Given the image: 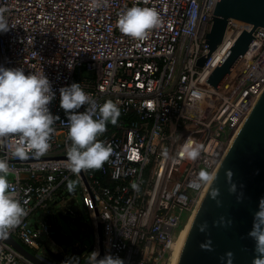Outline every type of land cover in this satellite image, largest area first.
<instances>
[{"label": "built area", "instance_id": "1", "mask_svg": "<svg viewBox=\"0 0 264 264\" xmlns=\"http://www.w3.org/2000/svg\"><path fill=\"white\" fill-rule=\"evenodd\" d=\"M216 1L0 0V13L9 24L8 32H0V66L22 68L25 75L44 73L56 95L49 110L60 118L43 156L30 154L23 161L8 156L9 182L25 215L0 236V264H60L30 249L40 248L39 227L51 239L46 220L55 203L76 204L77 196L85 199L95 230L89 253L100 252L99 223L102 257L118 256L124 264H167L182 217L188 214L186 224L209 180L199 173L212 175L264 90V27L253 30V42L217 89L205 80L241 31L252 26L229 18L216 49L202 67L195 65L209 51L204 42ZM134 5L154 8L162 21L142 40L117 28L120 13ZM72 83L97 104L111 100L120 110L117 123H107L98 136L112 149L109 159L78 175L67 164L71 142L59 95L61 87ZM189 136L201 146L195 161L179 155ZM17 142L13 137L6 141L9 147L0 145V158ZM69 181L74 182L71 191Z\"/></svg>", "mask_w": 264, "mask_h": 264}, {"label": "clouds", "instance_id": "2", "mask_svg": "<svg viewBox=\"0 0 264 264\" xmlns=\"http://www.w3.org/2000/svg\"><path fill=\"white\" fill-rule=\"evenodd\" d=\"M159 13L154 8L132 6L122 11L117 20L120 33L132 39H144L150 30L161 25ZM7 19L0 13V32H8ZM60 108L64 110L68 127L66 147L67 164L73 174H80L82 170L99 169L109 159L112 149L98 140V136L106 131L107 123L115 125L120 116L118 106L111 100L102 104L90 97L81 88L80 84L59 89ZM56 98L49 79L42 74L30 73L25 75L22 68H6L0 66V145L9 147L6 141L15 137L17 143L12 145V151L0 158V236H6L8 231L17 226L25 215L24 209L12 191L8 176L11 171L8 156L18 160H27L31 156H43L50 147V136L53 125L60 118L54 116L48 105ZM84 106V111L79 109ZM95 117V118H94ZM167 155V153H165ZM183 159L195 161L201 155V146L189 136L181 145L179 154ZM229 179L232 172L227 173ZM199 177L205 182L211 177L201 170ZM132 187L137 189L133 183ZM199 187V184L195 185ZM68 188H74V182L69 181ZM235 192V185L229 189ZM218 190L211 192L215 199ZM242 198L238 197V201ZM220 205V201H217ZM258 211L254 213L253 227L248 233L255 241V253L252 264H264V198L259 201ZM230 227L231 221L224 222L221 217L214 225ZM207 222L200 225L199 230L204 232ZM206 251H212L211 240L201 245ZM225 256L231 260L233 253ZM99 253H89L87 264H124V261L111 254L98 259ZM225 257H221L223 260ZM67 264V262H66Z\"/></svg>", "mask_w": 264, "mask_h": 264}, {"label": "water", "instance_id": "3", "mask_svg": "<svg viewBox=\"0 0 264 264\" xmlns=\"http://www.w3.org/2000/svg\"><path fill=\"white\" fill-rule=\"evenodd\" d=\"M211 17L212 24L204 42L209 51L195 62L201 67L221 42L229 18L252 26L250 30L241 31L205 80L217 89L253 42V30L264 27V0H217ZM229 171L232 172L230 179ZM210 177L185 227L174 264H252L256 255L255 241L248 233L253 227L254 213L259 210V201L264 198V90L256 97ZM232 185H235V192L229 191ZM213 190H218L215 199L211 197ZM217 201H220L219 206ZM68 207L71 214L77 213L76 204L70 203ZM95 217L98 221L97 211ZM221 217L225 223L231 221L230 227L214 225ZM205 221L207 229L201 232L199 227ZM46 223L53 232V242L69 243L70 238L56 231L51 215H47ZM98 228L100 259L103 257L99 223ZM208 240H211L212 251L201 248ZM11 242L20 252L39 262L22 246ZM85 249L72 247L74 255H81ZM91 250L92 246L86 252ZM228 252L233 253L230 261L225 256Z\"/></svg>", "mask_w": 264, "mask_h": 264}, {"label": "rangeland", "instance_id": "4", "mask_svg": "<svg viewBox=\"0 0 264 264\" xmlns=\"http://www.w3.org/2000/svg\"><path fill=\"white\" fill-rule=\"evenodd\" d=\"M11 175L9 174L8 179H11ZM76 192L79 191L78 187L76 186ZM76 203V206L80 209L81 212H87L84 213V216L80 219L82 225H73L70 221L67 220V215L64 212L63 208L60 206V202H54L55 205L53 206V212L55 214L54 216V222L56 227L59 230H62L65 233H69L71 230H77L79 231V235L77 238L72 237L71 243L65 244V243H55L51 241L50 238L46 236V234L41 231V228L38 229L39 234L37 237V241L40 245L39 250L30 249V252L32 254H36L41 256L42 258L48 260L49 262H60V264H85L87 262V258L89 256V253L86 252V250L83 252L82 255H74L72 250V245L77 242L81 241V243H84L86 247H90L95 245V237L93 233H90L86 231V228L93 227V222L90 214L87 210V204L83 197L77 196V198L74 200ZM188 218V214H184L181 221L180 229H178V235L179 233H183L185 230V227L187 225L184 224L185 220ZM32 225L34 224V221H31ZM71 229V230H70ZM171 257L168 260L167 264H170Z\"/></svg>", "mask_w": 264, "mask_h": 264}, {"label": "flooded vegetation", "instance_id": "5", "mask_svg": "<svg viewBox=\"0 0 264 264\" xmlns=\"http://www.w3.org/2000/svg\"><path fill=\"white\" fill-rule=\"evenodd\" d=\"M66 211L67 212H62V213H66L67 215H69L68 217H67V220L68 221H70L73 225H82L81 224V221H80V219L84 216V213H87V212H81L80 211V209L79 208H77V213L76 214H71V209H69V207L68 208H66ZM54 216H55V214H53V215H51V221H52V223H53V226L56 228V231L57 232H60V233H62L63 235H65L66 237H68V238H70V241H69V243H71V241H72V237H74L76 234H78L79 235V231H77V230H71V231H69V233H65V232H63L62 230H59L57 227H56V225H55V222H54ZM76 217H77V221L75 220L76 219ZM86 231H88V232H90V233H93L94 234V237H95V230H94V228L93 227H88V228H86ZM77 238V237H76ZM98 240H99V235H98ZM78 243H81V241H77V242H75L73 245H72V247H76L75 245H78ZM81 248H83V247H86V245L84 244V243H82V246H80ZM77 248V247H76ZM86 249H87V247H86ZM85 249V250H86ZM83 254V253H82ZM81 254V255H82Z\"/></svg>", "mask_w": 264, "mask_h": 264}, {"label": "bare ground", "instance_id": "6", "mask_svg": "<svg viewBox=\"0 0 264 264\" xmlns=\"http://www.w3.org/2000/svg\"><path fill=\"white\" fill-rule=\"evenodd\" d=\"M255 46H256V44H253V45L250 47V49H249V51H248V53H247L246 55H248L249 53H251V52L254 50ZM232 138H233V137H232ZM183 233H184V232H183ZM183 233H181V234L179 235L178 239L176 240V242H175V244H174L173 252H172V255H171V262H170V264H174V260H175V257H176V254H177V251H178L179 244H180L181 238H182V236H183Z\"/></svg>", "mask_w": 264, "mask_h": 264}, {"label": "crops", "instance_id": "7", "mask_svg": "<svg viewBox=\"0 0 264 264\" xmlns=\"http://www.w3.org/2000/svg\"><path fill=\"white\" fill-rule=\"evenodd\" d=\"M66 203H67V204H68V203H71V201H70V200L66 201L61 207L63 208V207L66 205Z\"/></svg>", "mask_w": 264, "mask_h": 264}]
</instances>
